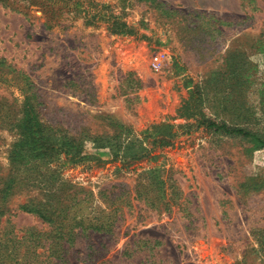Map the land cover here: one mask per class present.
Listing matches in <instances>:
<instances>
[{"label": "rangeland", "instance_id": "374dc122", "mask_svg": "<svg viewBox=\"0 0 264 264\" xmlns=\"http://www.w3.org/2000/svg\"><path fill=\"white\" fill-rule=\"evenodd\" d=\"M188 100L196 118L180 116ZM2 105L0 177L30 153V179L2 192L12 222L48 232L17 205L73 192L88 195L78 214L113 221L67 264H264V142L196 122L264 141V0H0ZM30 133L57 154L27 152ZM86 133L131 139L139 158L109 161Z\"/></svg>", "mask_w": 264, "mask_h": 264}, {"label": "trees", "instance_id": "16d2710c", "mask_svg": "<svg viewBox=\"0 0 264 264\" xmlns=\"http://www.w3.org/2000/svg\"><path fill=\"white\" fill-rule=\"evenodd\" d=\"M58 10L59 8H54L52 13ZM51 20H53V18ZM54 22L57 21L55 20ZM117 25L118 23L112 22L109 28L113 32H122ZM121 27V30L125 28L124 25ZM190 101L188 100L182 105L180 116L186 114L187 117L196 118V112H193L194 109ZM193 101L195 102L196 99H193ZM26 114L29 113L26 112ZM12 118L13 115H11V112L8 111V109L6 111L4 105L0 106V122L6 119L12 120ZM29 119L30 118H28V120ZM197 120L196 122H198L199 126H205L206 129H212L215 132L253 135L258 138L260 142H264L260 137H257L256 133L252 134L246 129L238 125H231L224 120L218 121L216 118H208L205 116H200ZM160 127L168 128L169 125L163 123ZM28 135V137H30L31 133ZM85 136L93 138L91 140L93 146L107 147L110 149L112 157L109 161L120 158L118 155L119 153H129L127 156L131 158L130 161L126 162L127 164L122 163L123 166L130 165L132 162L136 163V160L139 158L137 157L139 156L137 155L138 151L132 149L133 144L131 139L123 140L122 138H109L104 137L101 133L96 135H88L86 133ZM30 139L31 145L29 142L26 148L27 152H30V146H35L34 143L37 142L36 146L41 147L42 151H40V153H42L43 156L53 157L57 154L53 153L58 150V147L51 141V136L45 137L43 134H32ZM158 141L161 146L169 145V141L165 139L164 133L163 137ZM80 146L81 144H77L76 148L78 149ZM143 150L144 148L140 149V153ZM21 155H23V157H19V155L17 159L13 161L15 173L9 171L6 176L0 177V180H2L0 185V264H67V251L73 245L75 238L81 236V233L87 230H91L92 232L104 231L106 233L112 231L113 221H94L83 214H78L81 210V206L88 199L87 192H85L86 196L83 198H79L76 195L78 192L59 197L52 210L40 199L26 198L24 202L17 205V208L24 212L37 214L43 220L50 222L52 228L50 231L46 232L36 228L16 226L10 218L13 214L10 213L11 207L8 204L9 195L2 202V192L8 189L9 178H14L12 189L17 187L18 183L24 184L30 179V163H26L24 159L25 155L30 157V153H22ZM73 155H76V153ZM4 178H6L5 181H3ZM12 193L13 192H11V194ZM136 193L140 197H145L148 194L143 190H137ZM89 249L92 251L96 250V248L93 249L91 246ZM91 253L92 252H89L88 256H90Z\"/></svg>", "mask_w": 264, "mask_h": 264}]
</instances>
